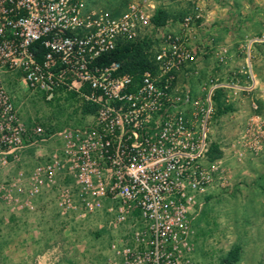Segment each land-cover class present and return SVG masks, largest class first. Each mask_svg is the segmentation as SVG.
<instances>
[{
	"label": "built area",
	"instance_id": "1",
	"mask_svg": "<svg viewBox=\"0 0 264 264\" xmlns=\"http://www.w3.org/2000/svg\"><path fill=\"white\" fill-rule=\"evenodd\" d=\"M154 11V0H131L118 14L84 0H0V170L18 166L0 182V197L32 210L52 195L64 219L104 216L108 229L123 231L110 244L123 264H191L192 223L217 171L207 157L212 95L241 87L210 80L203 99L192 95L180 74L198 53L210 51L222 63L227 49L210 42L194 48L193 25L202 17L197 5L177 32L155 27ZM150 29L157 39L150 49L154 69L136 80L120 61H101ZM36 41L43 46L40 61L31 49ZM247 57L251 83L243 89L250 90L249 51ZM16 72L45 101L72 94L79 111L87 103L95 112L82 114L83 125L50 132L39 122L27 125L4 86L3 75ZM52 138L61 145L22 167L26 148L37 150Z\"/></svg>",
	"mask_w": 264,
	"mask_h": 264
},
{
	"label": "rangeland",
	"instance_id": "2",
	"mask_svg": "<svg viewBox=\"0 0 264 264\" xmlns=\"http://www.w3.org/2000/svg\"><path fill=\"white\" fill-rule=\"evenodd\" d=\"M131 0H84L94 9L125 8ZM172 15L163 29L178 31L181 12L192 13L197 5L202 15L193 25L194 48L210 42L226 48L219 63L208 51L179 76L180 84H189L192 95L203 99L210 80L235 81L241 88H218L222 102L230 109L218 113L212 95L208 140L217 144L221 155L208 161L216 164L212 188L204 197L193 220L191 264H220V259L235 244L241 246L235 264H264V0H154ZM200 21L203 22L198 27ZM150 49L157 45L156 30L145 36ZM257 38L248 48L249 40ZM256 73L253 87L244 72L247 54ZM243 66V67H242ZM4 86L12 94L20 118L27 124L39 122L47 131L64 125H83L84 116L71 95H60L47 102L40 90L27 89L19 72L4 76ZM61 145L58 138L22 154V167L36 163L37 153H46ZM242 153V155H239ZM18 166L0 170V182L9 180ZM122 230L106 227L105 217L85 220L59 216L53 196L34 202L32 210L19 208L13 200L0 197V264H123L111 250L112 239Z\"/></svg>",
	"mask_w": 264,
	"mask_h": 264
},
{
	"label": "trees",
	"instance_id": "3",
	"mask_svg": "<svg viewBox=\"0 0 264 264\" xmlns=\"http://www.w3.org/2000/svg\"><path fill=\"white\" fill-rule=\"evenodd\" d=\"M123 9L124 8H119L116 10H112L111 12L114 14H118ZM186 13L187 12L179 13L177 16L173 17V20H181L186 15ZM171 16L172 15L168 11V9L163 6H158L155 8V11L151 17V22L155 27H164L166 26ZM150 45L151 43L146 37L133 42H123L118 44L115 49L109 54L101 58V61H120L122 64V71L133 74L135 76V79L137 80L139 78V74L142 71L155 68L154 62L151 57L152 55L147 50ZM31 49L34 52L36 59L40 61L43 54V46L41 45V42H34L31 45ZM69 95L73 96L72 94ZM222 97V90L215 89L213 93V101L218 113H222L230 109L229 106L223 105ZM95 109L96 108L93 104L85 103L80 108V112L81 114L85 115L95 112ZM220 155L221 151L219 150V146L217 144H210L209 151L207 153L208 159L213 160L215 158H218ZM240 252L241 246L239 244H235L220 259V264H235L239 260Z\"/></svg>",
	"mask_w": 264,
	"mask_h": 264
},
{
	"label": "crops",
	"instance_id": "4",
	"mask_svg": "<svg viewBox=\"0 0 264 264\" xmlns=\"http://www.w3.org/2000/svg\"><path fill=\"white\" fill-rule=\"evenodd\" d=\"M166 26H168V25H166ZM242 67H243V66H242ZM251 69H252L251 72H252L253 78L256 79V73H255V71H254V68H251ZM11 74H13V73H6V74H4V75H3V81H4V76H5V75L8 76V75H11ZM6 90H7V89H6ZM7 91H8V90H7ZM8 92H9V91H8ZM9 94L12 96V94H11L10 92H9ZM12 98H13V97H12ZM13 101H14V99H13ZM14 104H15V102H14ZM15 106H16V105H15ZM29 148H30V149H33L32 147H29ZM27 149H28V148H26V149L24 150V152H26ZM24 152H23V153H24ZM26 153H27V152H26ZM36 153H37V151L33 152L34 155H35Z\"/></svg>",
	"mask_w": 264,
	"mask_h": 264
}]
</instances>
